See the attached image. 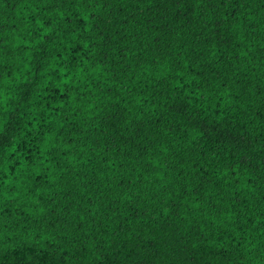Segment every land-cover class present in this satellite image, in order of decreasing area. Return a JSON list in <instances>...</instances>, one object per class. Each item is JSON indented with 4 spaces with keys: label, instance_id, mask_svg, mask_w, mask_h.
Instances as JSON below:
<instances>
[{
    "label": "trees",
    "instance_id": "1",
    "mask_svg": "<svg viewBox=\"0 0 264 264\" xmlns=\"http://www.w3.org/2000/svg\"><path fill=\"white\" fill-rule=\"evenodd\" d=\"M0 264H264V0H0Z\"/></svg>",
    "mask_w": 264,
    "mask_h": 264
}]
</instances>
